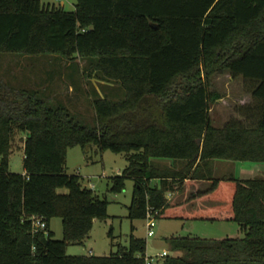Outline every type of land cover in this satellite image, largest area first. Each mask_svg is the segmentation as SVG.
<instances>
[{"label":"trees","instance_id":"obj_1","mask_svg":"<svg viewBox=\"0 0 264 264\" xmlns=\"http://www.w3.org/2000/svg\"><path fill=\"white\" fill-rule=\"evenodd\" d=\"M0 52L87 59L91 79L120 85L122 100L93 88L95 125L40 89L0 79V264H146L147 240L132 233L128 245L107 256L70 255L109 201L66 170L69 148L94 145L126 153L128 165L111 190L135 181L132 220L148 206L158 218L237 223L244 236H172L164 264H264V176H216L215 160L264 163V0H77L76 9L41 0H0ZM229 73L252 82L243 118L213 124L220 98L212 78ZM24 140V172L10 170L17 133ZM170 160L175 168H162ZM209 187L188 201L217 200L203 209L169 202L166 193L185 178ZM161 179V185H153ZM67 192H59V189ZM46 219L32 232L31 216ZM60 217L63 238L51 220Z\"/></svg>","mask_w":264,"mask_h":264},{"label":"rangeland","instance_id":"obj_2","mask_svg":"<svg viewBox=\"0 0 264 264\" xmlns=\"http://www.w3.org/2000/svg\"><path fill=\"white\" fill-rule=\"evenodd\" d=\"M45 6L63 7L68 11L76 9L77 0H41ZM87 59L77 56L68 60L57 55H27L18 53L0 52V79L17 87L37 88L40 94L47 98L50 104L66 106L74 116L89 126L95 125V110L92 98L95 97L93 88L101 94H106L113 100H122L125 90L120 85L106 83L93 77L90 80L84 76L82 69L87 68ZM252 82L242 77L231 78L228 74L216 75L212 78V90L224 96V101L212 105L211 115L215 126H222L231 118L242 119V109L251 103L250 90ZM26 134L17 133L13 139V151L10 154V170L16 173L24 172V140ZM259 166L260 171L250 176H243L237 168L241 162L234 163V170L224 172L226 176L249 178L264 176V163L246 162ZM128 165L126 153H117L111 150L100 151L96 146L86 148L71 147L67 153L66 170L69 174L81 176L83 184L94 190L100 198H106L108 217L96 220L89 235L78 243L67 245L66 252L70 255H88L90 251L95 255L107 256L118 251L121 246L128 245V238L132 233L147 240L146 255L156 259L158 254L168 251L176 254L167 241L172 236H186L191 231L208 238H222L226 236L240 237L244 232L237 223L204 222L188 220L184 227L181 220L156 219L155 235L147 234V219L132 220L129 217L135 181L128 177L125 180V189L120 192L111 190L113 177L120 175ZM166 168L167 163H160ZM237 169V170H236ZM220 176V175H219ZM59 192H67L59 189ZM52 230L56 239L63 238V224L60 217L51 220ZM229 230V231H227ZM160 258L156 264H162Z\"/></svg>","mask_w":264,"mask_h":264},{"label":"crops","instance_id":"obj_3","mask_svg":"<svg viewBox=\"0 0 264 264\" xmlns=\"http://www.w3.org/2000/svg\"><path fill=\"white\" fill-rule=\"evenodd\" d=\"M226 74L231 76L229 73H226ZM231 78L233 79L232 76H231ZM222 101H224V96L220 95V98L217 99V103H220ZM228 121H225L224 124L220 127H223ZM158 162L159 163H167V165H168L167 168H172V169L175 168L172 161H170V160H162V161H158ZM235 162L239 163V161L215 160L213 163L214 174L216 176H219V175L220 176H226L223 173L224 172L228 173L230 171H233ZM241 163H242V165H238L237 168L239 169V172L242 173L241 175H243V176H250V175L257 173V171H260L259 166L251 165V164H248L246 162H241ZM151 183L153 185H159L160 186L161 185V179H154V180H152ZM208 187H209L208 182H206L204 180H194V179L188 177V178H185L182 183H177V182L174 183L173 188L170 189L169 191H167L166 197H167L169 202H175V203L187 202L193 193H196L199 190H204ZM219 203H220V201H217V200L196 199L193 201H188L185 208L186 209H203V208H208V207H211V206H213L215 204H219ZM174 220H181L183 222V226L185 227L188 224V220H190V219H174ZM194 221H199V220H194ZM204 222H207V221H204ZM222 222H225V221H222ZM227 223H229V222H227ZM50 228L52 229L51 223H50ZM227 231H229V230H227ZM186 233H188V234H186V236L205 237V236H201L198 234H193V232H191V231H188ZM226 237H230V236H226ZM222 238H224V237H222ZM88 255H95V254H93V252L90 251V253Z\"/></svg>","mask_w":264,"mask_h":264},{"label":"built area","instance_id":"obj_4","mask_svg":"<svg viewBox=\"0 0 264 264\" xmlns=\"http://www.w3.org/2000/svg\"><path fill=\"white\" fill-rule=\"evenodd\" d=\"M158 210H155L153 207L148 206L147 213H146V219H147V234L148 236H154L155 231L154 228L156 227V219L158 218ZM32 221V232L34 234L39 232H46L48 229V223L46 219L42 216L33 215L31 216ZM167 255H169L168 251H163V253L158 254L156 256L157 261H159L160 258H165ZM156 259L151 258L147 255H145V263L146 264H156Z\"/></svg>","mask_w":264,"mask_h":264},{"label":"water","instance_id":"obj_5","mask_svg":"<svg viewBox=\"0 0 264 264\" xmlns=\"http://www.w3.org/2000/svg\"><path fill=\"white\" fill-rule=\"evenodd\" d=\"M162 264H164V263H162Z\"/></svg>","mask_w":264,"mask_h":264}]
</instances>
